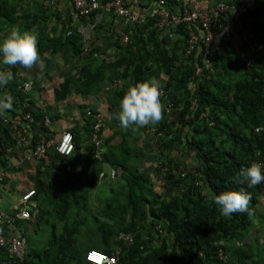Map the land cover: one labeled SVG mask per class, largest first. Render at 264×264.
Returning a JSON list of instances; mask_svg holds the SVG:
<instances>
[{
    "label": "trees",
    "instance_id": "16d2710c",
    "mask_svg": "<svg viewBox=\"0 0 264 264\" xmlns=\"http://www.w3.org/2000/svg\"><path fill=\"white\" fill-rule=\"evenodd\" d=\"M41 1L55 7L49 0ZM97 1L104 4L112 0ZM202 1L207 2L206 7L216 2L154 0L164 3L170 14L196 10L198 7L192 3ZM222 2L239 6L247 1ZM18 3L0 0V23L25 26L24 23H32L30 14L18 15ZM72 4L70 0L66 14L55 8L52 12L55 22L63 24V32L58 37L44 35L38 40L42 59L49 50L54 55L61 47H67L73 60L63 82L53 91L54 102L62 103L72 94L88 97L104 92L111 117L119 112V101L130 85L155 77L162 85L163 119L136 132L119 125L114 133L122 136L121 143L112 146L103 142L100 159L95 157L97 147L93 143L89 153L83 154L78 129L67 130L74 139L73 153L61 156L51 146L46 158L35 162L34 168V160L28 161L26 153L33 152L40 141L54 137L49 127L44 126L46 118L51 124L54 117L48 110L34 108L31 101L33 93L43 89L49 72L45 67L43 81L37 79L40 71L31 79L22 80L16 72L23 67L9 68L0 63V70L12 71L14 77L0 87V98L13 99L12 109L6 117H0V164L6 165L7 150L18 149L23 157L19 168L35 169L37 174H41L42 167L48 169L46 181L41 176L33 181L37 211L31 223L32 233L42 225L50 226L49 241L41 250L29 251L23 235L26 253L22 261L15 260L7 248L0 246V264H89L86 254L90 250L110 254L115 246L121 248L117 264H217L220 252L228 264H259L254 261L252 245L264 244L259 243L260 224L264 221V183L248 188L234 178L252 163H264V0H253V6L238 16L239 29L231 35L234 40L222 36L233 15L217 21L208 53L199 21L159 29L155 26L158 18L151 15L152 7L149 12H140L145 16L144 23L130 26L124 21L120 31L114 27L120 24L113 23L114 18L108 23L101 22L93 31L85 56L76 28L92 22L96 11L87 17L74 18ZM74 20L78 21L76 27L70 25ZM104 27L108 29V42L98 34ZM122 32L129 35L126 44L120 39ZM109 49L116 54L109 56ZM107 76L111 84L116 79L122 84L103 91L101 85ZM25 80L33 81L32 93L25 94L19 89ZM168 104L172 105L174 116L170 122H166ZM88 111L99 114L96 109ZM27 113L32 121L21 120L18 128L24 122L23 136L30 143L17 147L13 126L15 120ZM84 115L91 139L94 120L87 111ZM101 133L102 130L99 136ZM142 154L154 156L151 174L159 191L155 190L150 172L141 168ZM82 163L86 164L83 179L75 170ZM105 165L118 172L120 189L118 195L95 201L98 197L93 199L92 191ZM241 190L252 197L249 205L252 215L235 213L224 217L210 200L213 194ZM85 211L89 220L80 216ZM17 213L20 209L13 215ZM86 222L87 232L81 230ZM121 232L133 237L131 245L116 239Z\"/></svg>",
    "mask_w": 264,
    "mask_h": 264
},
{
    "label": "crops",
    "instance_id": "0c3cea01",
    "mask_svg": "<svg viewBox=\"0 0 264 264\" xmlns=\"http://www.w3.org/2000/svg\"><path fill=\"white\" fill-rule=\"evenodd\" d=\"M19 5L17 7L18 15L28 13L30 14V19H32V23H24L26 24H16V25H9V24H2L0 23V43H2L3 39L7 37L14 29L19 30L21 33L24 31H32L35 30V34L38 37V40L43 37L44 35H49L50 37H58L60 31L63 32L62 23L61 21L55 22L54 17L52 15L53 9H57L62 13L66 14L68 9L70 8V0H58L55 7L49 6L48 4L44 3L41 0H18ZM223 0H216V2H222ZM250 2L252 0H241ZM126 4L129 5L131 8L137 10L144 14V12H149L150 8L154 7L153 5L156 4L154 0H125ZM216 2H212L213 5ZM247 2L243 3L246 4ZM194 7H206L207 2H196L195 4L192 3ZM210 5V6H211ZM111 16L107 15L104 19V23H108L110 21ZM239 17L237 15H233V17L228 21L231 27H235V30L239 29L238 23ZM56 23V24H54ZM122 23L124 20L121 19L119 25H114L115 29L120 31L122 28ZM69 25V24H68ZM72 27H76L78 25V21L74 20L70 23ZM235 32V31H234ZM108 29L104 27L101 31L98 32L100 35V39L104 42H108ZM236 37V36H235ZM232 37L231 39H233ZM235 39V38H234ZM233 39V40H234ZM100 40V44L103 42ZM109 48V47H108ZM70 49L67 47H61L58 53L52 54L49 52L45 53L43 56V60L45 62V67H47L49 76L45 83L43 84V89L40 93H33L31 96V101L34 104V108L39 109L43 112L48 110L50 112V116L54 117V120L49 123L48 129L52 132L51 134L54 135V139L56 140L57 137L60 136L62 131L70 130L76 128L79 130V140L81 141L83 154L87 155L90 151L91 147V139L88 138V134L86 132V121L84 111L89 109H96L98 113L106 118V123L102 129V133L100 135L101 143L107 142L109 145L115 146L121 143L122 136L119 134H115L114 130L119 129V121L116 120V123L113 124V119L110 120V116L108 114V102L106 99V94L104 92H99L96 95H90L88 97H82L79 94H72L62 103L56 104L54 102L53 91L55 88H59V85L63 82V76L68 71V68L73 64L72 57L70 55ZM109 56L115 55L116 53L114 50L109 49L107 51ZM40 71L39 68L33 67L32 69L22 68V70H18L16 72L17 77L20 79H31L35 74ZM111 78L107 76V78L102 82L101 88L103 91L111 90ZM48 119V118H46ZM49 120V119H48ZM50 122V121H49ZM44 126L45 123H44ZM142 145V144H141ZM137 148V146H135ZM139 147H141L139 145ZM104 149V148H103ZM6 165L3 166L0 164V180L2 179L4 186L0 187V209L1 211L13 218L11 222H7L3 225V232L7 239H13L20 235H26L28 231L34 232V227H30L34 221L35 214L37 211V202L32 195L27 204L29 205L28 210L30 211V219H21L19 217V213L15 216L13 215L18 209L22 207V198L27 195L29 192L33 191L32 185L33 181L36 177L41 176L44 181L47 180L48 176V169L42 167L40 169L41 174H37L35 169H28V168H19L21 162L23 161V157L18 149H9L6 152ZM144 158H142L141 168L146 169L150 172V176L152 178L153 183L155 182V188L158 185L157 180L152 176L153 173V161L154 156H145L142 154ZM34 168L35 162H40L36 159H31ZM28 160V161H31ZM145 164V165H144ZM146 164H149L146 166ZM68 164L64 165L65 167ZM86 164L82 163L78 166L77 175H83L86 170ZM106 166V165H105ZM104 167V166H103ZM108 168V176L107 181L109 184H100L101 179L106 178L104 174V168L102 172L99 174L98 177V186L101 188L108 189V191H114L111 189L115 186H119L121 181H113L109 177V170L111 169L109 166ZM78 183H76L77 185ZM6 193L11 195L6 199L2 197V194ZM14 197V198H11ZM108 198V197H107ZM49 241V240H48ZM218 264V263H217Z\"/></svg>",
    "mask_w": 264,
    "mask_h": 264
},
{
    "label": "built area",
    "instance_id": "2783aa9c",
    "mask_svg": "<svg viewBox=\"0 0 264 264\" xmlns=\"http://www.w3.org/2000/svg\"><path fill=\"white\" fill-rule=\"evenodd\" d=\"M58 0H49L51 5L56 4ZM71 15L74 18L87 17L93 12L94 19L92 22L82 23L77 26V33L81 36L83 43L82 55L85 56L89 52V42L91 41V36L94 29L103 22V18L106 15H112L113 23H120L121 19L126 21L130 26H135L145 22V16H143L137 10L126 6L125 0H112L104 4H100L97 0H72ZM253 6V0L247 2L243 5H232L220 2L216 5L209 7H199L196 10L188 11L185 10L182 14H170L168 9L165 7L164 3L158 2L154 5L151 10V15L158 18L155 26L159 29H168L171 26L176 27L177 25L185 22L190 24L191 22L199 21L205 33L206 41V53H208V47L213 40V30L214 24L220 19H229L230 14L241 16L247 12L249 8ZM112 13V14H111ZM235 31V27H229L225 29L222 35L225 39L230 40L232 33ZM121 41L123 43L129 42V35L125 32L120 33ZM192 42V40L190 41ZM122 84L120 79H116L111 84V87L120 86ZM25 94L32 93L33 91V81L25 80L22 82L20 88ZM172 105L168 104L165 107V112L167 114L166 122L174 120V116L171 114ZM88 116H91L94 120V125L91 132V142L97 147L95 152V157L101 158L103 154V147L99 132L102 130L103 125L106 122V118L100 114H92L90 111L87 112ZM32 121V116L27 113L22 118L15 120L13 129V139L16 141V146L20 147L22 145L28 146L30 141L23 136L22 125L18 128L20 121ZM49 120L45 119V125H49ZM151 129V128H150ZM153 130V129H152ZM156 138V137H155ZM154 142V141H153ZM154 144V143H152ZM53 146L56 153L61 156H70L74 151V139L72 134L65 130L62 131L60 136L55 140L54 138L45 141L42 140L38 143L35 150L26 153V159H45L46 151L49 147ZM109 177L113 179L115 177V170L110 169ZM163 174L166 172V168L162 169ZM184 174H182L183 176ZM33 191L29 192L22 198V207L20 209L19 217L21 219H30L29 205L27 204L29 198L33 195ZM13 218L4 214L0 209V246L7 248L8 253L15 260L22 261L26 253V239L23 235L15 237L13 239H7L3 232V225L7 222H11ZM118 241L124 243V245L129 246L133 243V237L130 234H125L123 232L119 233L116 237ZM121 254L120 246H115L110 254L98 251L90 250L86 254V261L89 264H117L119 261V256ZM218 264H228V259L226 256L220 252L219 253V263Z\"/></svg>",
    "mask_w": 264,
    "mask_h": 264
},
{
    "label": "clouds",
    "instance_id": "9594fccd",
    "mask_svg": "<svg viewBox=\"0 0 264 264\" xmlns=\"http://www.w3.org/2000/svg\"><path fill=\"white\" fill-rule=\"evenodd\" d=\"M0 63L9 68L17 65L28 69L37 67L40 69L37 79L43 81L45 62L39 54L35 30L21 33L14 29L5 37L0 43ZM13 78L12 71L0 70V87L6 86ZM161 95L162 85L155 77L130 85L119 101V112L114 113L110 119L118 120L122 129L133 132L139 128L158 124L163 119ZM12 106L11 96L0 98V117H6ZM234 179L238 184H247L248 188L264 183V163H252L250 167L241 169ZM251 199V195L243 190L226 191L210 197L211 202L218 206L220 214L224 217L235 213L254 214L249 207Z\"/></svg>",
    "mask_w": 264,
    "mask_h": 264
},
{
    "label": "rangeland",
    "instance_id": "374dc122",
    "mask_svg": "<svg viewBox=\"0 0 264 264\" xmlns=\"http://www.w3.org/2000/svg\"><path fill=\"white\" fill-rule=\"evenodd\" d=\"M148 165L149 164H146V166H148ZM131 166L134 167L135 163L132 162ZM103 168H104V174H105L106 178L101 179V182H99V183L105 185V184H109V181H107L108 168L106 166H104ZM110 171L111 170H109V173H110ZM80 177H81V179H83V175H81ZM118 177H119L118 176V172H116L115 177L113 178V181H119L120 179ZM83 186H84V183H83V180H82V187ZM94 187L95 188L92 191V198L94 199V198L98 197V198L95 199V201H97V200L99 201V198L103 199V198H107V197H112V196H114V194L118 195L117 192L120 189L119 186H115V187L111 188V189L115 190L113 192L110 191V190L108 191V189H106V188H103L101 190V188H99V186H98V183ZM79 188H81V187H79ZM158 188L159 187L157 185L155 190H158ZM9 196H11V195H8L6 193L2 194V197L5 198V199L7 197H9ZM11 198H14V197H11ZM91 201L92 200L90 198L89 202H91ZM263 212H264V210H263ZM80 216H82V218H88L87 211L83 212ZM263 216H264V213H263ZM88 220H89V218H88ZM48 222L50 224V223H52V220L49 219ZM87 223L88 222H86V224L83 226V228H81V230H84L85 232H87V230H88ZM29 225H30V227H32L31 224H29ZM89 226H90V224H89ZM260 228H261V230L259 232L260 233V235H259L260 242L259 243H262V241H264V221H261ZM58 231H61V229L58 230ZM26 238H27V249L29 251L41 250L46 245V243L48 242V240L50 238V226L42 225L40 227V229L36 230V233H32V232L28 231L26 233ZM86 238H87V235H86ZM86 238H85L84 242L87 241ZM95 239H98V238H95ZM262 245L260 244L261 247L260 246L257 247L256 243H254L252 245V247H254V251H255V253H254V255H255L254 261H258L259 264H261V261H263L262 264L264 263V244H262ZM248 264H252V263L248 262Z\"/></svg>",
    "mask_w": 264,
    "mask_h": 264
}]
</instances>
